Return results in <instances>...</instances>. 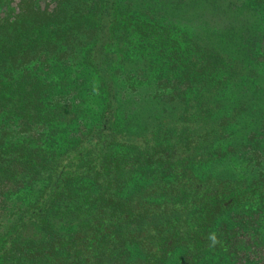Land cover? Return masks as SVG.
Segmentation results:
<instances>
[{
  "label": "trees",
  "instance_id": "16d2710c",
  "mask_svg": "<svg viewBox=\"0 0 264 264\" xmlns=\"http://www.w3.org/2000/svg\"><path fill=\"white\" fill-rule=\"evenodd\" d=\"M33 12L30 24L0 26V113L22 135L9 143L14 128L0 129V264H264V154L250 135L240 141L249 114L233 105L238 76L258 82L259 70L241 74L116 0H49ZM87 44L105 96L88 130L70 128L73 107L54 104L52 89L11 74ZM115 46L148 68L126 71L156 88L149 121L121 112Z\"/></svg>",
  "mask_w": 264,
  "mask_h": 264
},
{
  "label": "rangeland",
  "instance_id": "374dc122",
  "mask_svg": "<svg viewBox=\"0 0 264 264\" xmlns=\"http://www.w3.org/2000/svg\"><path fill=\"white\" fill-rule=\"evenodd\" d=\"M48 1L0 0V26L9 22L15 26L30 24L33 11L45 7ZM116 3L131 15L144 19L155 18L165 26H173L180 34L190 35L203 46L221 53L233 69L239 70L241 74L248 70H259L258 82L253 74L248 77L238 76L236 84L240 93L234 104L229 93L226 95L222 102V112L229 109L231 103L243 105L246 110L241 114L249 115H240L238 119V136L242 138L240 141L243 142V139L250 135L253 150L264 154V0H116ZM15 26L8 32H16ZM1 38L2 36L0 40ZM88 46H77L76 50L65 58L58 54L46 53L43 59L14 69L11 73L12 82H15L18 76L29 73L40 87L52 89L54 104L73 107V122L70 128L84 127L88 130L100 120V107L105 103V96L100 92V77L90 61L86 60ZM129 53L131 52L121 46H115L110 53L114 59L111 70L116 74L121 112L129 111L131 118L138 116L149 121L152 110L161 107V104L146 103L150 92L156 89L154 85L129 79L128 70H148L141 60H137L138 57H132ZM5 70L12 71L8 67ZM138 106L141 111H130L138 109ZM238 108L241 109V106ZM10 117L13 116L7 117L0 113V129L8 123L14 128L13 131L9 130L12 133L10 137V132L6 134V141L14 144L22 135H18L19 132L14 127L19 119L13 117L11 120ZM70 133L71 131L67 135ZM242 145L239 146L240 149L246 144ZM239 165L238 170L242 171L244 165ZM226 168L234 169L230 166Z\"/></svg>",
  "mask_w": 264,
  "mask_h": 264
}]
</instances>
